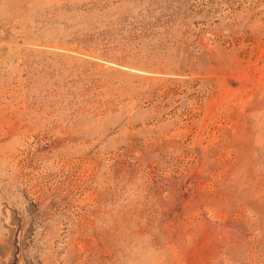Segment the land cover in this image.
<instances>
[{
	"label": "rangeland",
	"instance_id": "obj_1",
	"mask_svg": "<svg viewBox=\"0 0 264 264\" xmlns=\"http://www.w3.org/2000/svg\"><path fill=\"white\" fill-rule=\"evenodd\" d=\"M0 264H264V0H0Z\"/></svg>",
	"mask_w": 264,
	"mask_h": 264
}]
</instances>
